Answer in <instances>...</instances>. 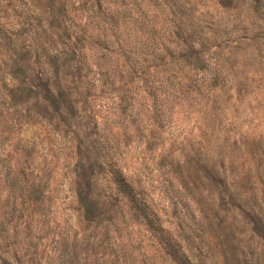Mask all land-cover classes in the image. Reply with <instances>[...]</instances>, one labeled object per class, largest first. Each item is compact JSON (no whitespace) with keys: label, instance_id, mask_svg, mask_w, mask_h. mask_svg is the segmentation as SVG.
<instances>
[{"label":"rangeland","instance_id":"obj_1","mask_svg":"<svg viewBox=\"0 0 264 264\" xmlns=\"http://www.w3.org/2000/svg\"><path fill=\"white\" fill-rule=\"evenodd\" d=\"M0 264H264V0H0Z\"/></svg>","mask_w":264,"mask_h":264}]
</instances>
